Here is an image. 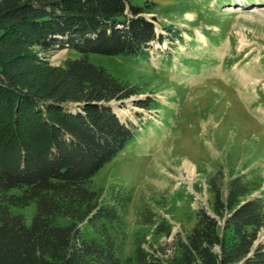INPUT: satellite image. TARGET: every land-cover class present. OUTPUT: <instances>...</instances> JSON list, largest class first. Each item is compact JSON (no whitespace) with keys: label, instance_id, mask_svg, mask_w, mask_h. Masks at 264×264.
Returning <instances> with one entry per match:
<instances>
[{"label":"trees","instance_id":"1","mask_svg":"<svg viewBox=\"0 0 264 264\" xmlns=\"http://www.w3.org/2000/svg\"><path fill=\"white\" fill-rule=\"evenodd\" d=\"M153 4L0 0V264H264V243L256 242L264 229V195L256 194L264 177L247 161L236 170L231 159L210 171L199 166L210 210H195L169 255L154 243L172 225L150 213L143 220L151 229L137 227L132 250L121 256L129 195L116 190L105 199L92 177L135 132L109 102L143 92L89 54L148 57L161 38L145 16ZM61 48L79 56L52 64L48 55ZM31 202L28 223L12 208ZM57 216L71 223L58 225ZM82 224L99 238H85Z\"/></svg>","mask_w":264,"mask_h":264},{"label":"rangeland","instance_id":"2","mask_svg":"<svg viewBox=\"0 0 264 264\" xmlns=\"http://www.w3.org/2000/svg\"><path fill=\"white\" fill-rule=\"evenodd\" d=\"M153 1L145 16L161 38L151 43L148 57L89 54L91 62L143 92L109 102L135 132L92 177L105 199L116 190L129 195L122 257L132 250L137 227L151 229L143 220L150 213L172 225L171 234L154 243L169 255L175 236H185L194 224L195 210H210L199 166L210 171L231 159L238 170L247 161L264 177V0ZM78 56L61 48L47 58L58 65ZM139 99H148V108ZM256 194L264 195V182ZM12 211L29 223L35 203ZM70 223L56 217L58 225ZM81 231L99 238L89 224ZM256 242L264 243V229Z\"/></svg>","mask_w":264,"mask_h":264},{"label":"bare ground","instance_id":"3","mask_svg":"<svg viewBox=\"0 0 264 264\" xmlns=\"http://www.w3.org/2000/svg\"><path fill=\"white\" fill-rule=\"evenodd\" d=\"M185 168H186V170H187L189 173H191V172H192V169H191V168H189L187 165H185Z\"/></svg>","mask_w":264,"mask_h":264}]
</instances>
